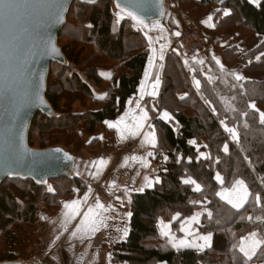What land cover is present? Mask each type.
I'll list each match as a JSON object with an SVG mask.
<instances>
[{"label":"trees","instance_id":"obj_1","mask_svg":"<svg viewBox=\"0 0 264 264\" xmlns=\"http://www.w3.org/2000/svg\"><path fill=\"white\" fill-rule=\"evenodd\" d=\"M177 2V14L183 20L217 4L230 11L216 24L217 44L230 38L244 43L253 36L263 41L241 56L237 48L221 51L222 69L212 60L202 66L183 63L178 47V53L168 55L160 94L147 103L156 134L155 161L161 163L159 183L132 195L129 234L112 246V261L264 264V244L250 260L238 250L240 239L246 235L256 232L257 238H264V124L260 122V113H264V0L256 4L248 0ZM58 45L66 64L52 63L46 93L55 115L35 116L29 134V146L34 149L78 139L82 131L96 135L104 130L105 121L122 114L136 95L149 55L145 31L130 17L119 19L112 0H75ZM236 61L244 79L237 80L232 72ZM104 65L113 70L110 78L101 74ZM76 103L83 108L81 112L73 111ZM159 110L169 112L172 120L159 118ZM225 125L236 130V141L231 140ZM190 140L196 143L190 144ZM88 147L96 148L97 141ZM216 175L221 177L220 182ZM185 180L195 181L200 190L195 191L194 184ZM240 180L247 186L249 199L236 210L218 193ZM47 183L54 191H48ZM47 183L12 177L0 185V262L17 261L9 250L37 225L41 212H58L63 202L81 195L87 187L76 176ZM199 200L208 201L211 213V217L202 218L199 232L212 234V244L202 252L175 251L159 236L156 224L159 219L170 221L178 215L172 224L177 230L179 223L198 209Z\"/></svg>","mask_w":264,"mask_h":264},{"label":"crops","instance_id":"obj_2","mask_svg":"<svg viewBox=\"0 0 264 264\" xmlns=\"http://www.w3.org/2000/svg\"><path fill=\"white\" fill-rule=\"evenodd\" d=\"M248 1L251 2L250 0ZM114 7H116V5ZM116 9L115 12L117 11V13H119V8L116 7ZM223 10L225 9H223L220 4H217L211 6L204 13L194 17L202 30L206 48L204 53L196 56L190 62L202 66L212 60L222 69L221 51L237 48L241 56L248 53L263 41L262 37L253 36L244 43L238 38H230L217 44L215 33L216 24L220 18L227 17L223 14ZM121 15L123 18L128 17L123 13ZM173 15L174 12L171 10L169 15L166 13V18L163 21L145 23L148 25V28L136 23L137 27L145 31L149 42L148 60L137 93L128 101L125 111L122 114L118 115L113 120L107 121L114 124V127H109L108 123H105L104 130H101L98 134H87L93 140L97 141L96 149H98V151L96 153L104 155L105 160L107 161V165L104 168L105 173L103 174L104 177H107L103 181L105 188L99 190V188L92 184L91 187H89L87 183V179L90 178V175H88V169H86V167L79 168V173L76 172L74 176L83 177V180L87 185L82 194L76 195L73 199L63 202L61 209L58 212L54 214L41 212L39 216L38 225L34 229L36 236L34 238L35 243L33 247V253L35 254L34 258L39 259L38 264H76L74 260L77 259L80 252L87 253V261L82 264H125L113 263L112 246L127 238L128 235L126 237L123 235L125 228H127L129 234L130 216L128 213H130L132 195L141 192L136 189L145 184V178L153 182L159 178L158 172L161 168V163L155 161L156 147H153L151 143L148 142L152 139L151 132L154 130V127L152 125L150 113L147 109V103L150 104L151 101L153 102L157 100L160 94L164 80L163 69L165 59L163 58V60H161L159 57L161 54L165 57L164 50L171 44L170 36L174 34L176 36V33H178L177 29H179L178 26L181 23V20L179 19L172 21L171 19L173 18ZM209 17H211V19H209ZM149 38H151V43ZM150 57L154 58L152 65L149 64ZM200 61L203 63H200ZM217 61H219V63H217ZM239 63L238 61L235 62L233 71H235L236 68L240 71ZM146 71L148 72L147 76L145 75ZM101 74L105 78H110L113 75V72L110 71L109 66H105V68L101 70ZM157 76H159L160 79L158 89L159 94L156 97H153L148 93L152 91V86L155 83ZM186 95L187 94H184V96ZM141 96H143L142 99ZM130 101L131 103H129ZM137 102H139L140 108H137ZM150 108L153 109L154 106L151 105ZM141 110L147 111L149 119L144 123L145 127L140 130L139 135L130 137L128 135L129 130L135 131V124L141 120L143 115ZM160 114L161 113L158 114L159 118H161ZM122 136L124 138H122ZM149 153H151V155H149ZM78 154H80V152L75 155L80 157ZM132 156H135L136 159H127ZM113 169L118 171H129V173L122 175L121 179L116 180L113 178L112 180L110 172H112ZM116 176H118V174ZM216 180L220 182L218 178ZM113 182H115L116 185L118 182L120 183V186L123 185L122 191L120 190L118 192L114 190V194L117 195L116 197H112L106 192L107 190L111 191L112 189H116V187H110ZM155 184L157 183H154V185ZM240 187H243V185H238L236 181L230 188L221 189L218 196L232 208L240 210L249 199V194L246 201L234 196V191H237ZM125 188L128 189L127 192L125 191ZM151 188H145L144 190ZM193 188L195 190V186ZM89 189H91V192H89ZM86 193L89 194L86 202L71 206L73 200L83 201ZM97 198H99V201L106 206L105 211L101 214V218L104 220L106 226L102 225L98 231L92 233L89 231L91 215L89 214V221L83 223L82 221H84L85 215L88 214V209L90 207L95 208ZM229 200L232 202L229 203ZM65 203H68L70 207L65 208ZM234 204H242V207H233ZM196 205L198 206V209H196L190 217L179 223V232H175V230L173 231L171 228V225L179 219L178 215L172 217L170 221L159 219L156 224L159 236L162 239H165L175 251L188 249L195 252H202L212 244L211 234H203L199 232V224L202 218L204 216H209L210 213L207 208L208 201L199 200L196 202ZM77 210L80 213L79 215H75ZM74 215L75 218H73ZM64 221H66V224H63L62 226V222ZM161 221H163L162 224L160 223ZM65 227L68 229L67 231L64 230ZM197 227L198 230H196ZM78 228L79 231H77ZM73 232L77 233L75 237L72 235ZM205 235L211 236V240L206 242L202 239L203 237H207ZM81 237H83V239H81ZM183 238H188L194 242L197 245V249L173 246ZM242 241L244 242L248 255L253 258L261 245L257 247L253 238L249 234L240 239L238 250L240 249ZM241 254L248 259L243 253Z\"/></svg>","mask_w":264,"mask_h":264},{"label":"water","instance_id":"obj_3","mask_svg":"<svg viewBox=\"0 0 264 264\" xmlns=\"http://www.w3.org/2000/svg\"><path fill=\"white\" fill-rule=\"evenodd\" d=\"M75 0H60L63 9L29 6L21 8L15 22L18 37L16 58L12 65L0 61V185L12 177L48 181L73 177L74 157L61 148L34 149L29 146L32 122L38 113L52 117L54 111L46 99L47 82L52 63L65 65L66 59L58 45L60 32L66 24ZM95 3L98 0H77ZM116 5L117 0H112ZM56 0H21L22 4H50ZM138 3L140 0H132ZM123 5L125 0H120ZM151 8L143 15L144 23L163 21L167 9L165 0H150ZM136 11V9H129ZM58 50L54 52L52 48ZM23 152L17 162L9 147ZM59 149L60 151H57ZM70 156L72 159L66 158ZM0 264H21L17 261Z\"/></svg>","mask_w":264,"mask_h":264},{"label":"snow or ice","instance_id":"obj_4","mask_svg":"<svg viewBox=\"0 0 264 264\" xmlns=\"http://www.w3.org/2000/svg\"><path fill=\"white\" fill-rule=\"evenodd\" d=\"M253 2H255V0H253ZM29 6H32V7L39 6V7H48V8L56 9V10H58L57 19H59V10L63 9V4L60 2V0H56L55 3H50V4L38 3V4H33V5L22 4L21 0H0V61L6 60L9 64V66L12 65L13 61L16 58V53L18 51V49H17L18 37H17L16 31H15V22L18 19V15H19L21 8L29 7ZM116 7L120 9V12L117 13V16L119 18H121V19L123 18V16L121 15L122 13L126 14L128 17H130L136 23L144 25L145 28H148V25L144 23L143 15H138L137 13L139 12L142 14H147V12L151 8L150 0H140V2H138V3H133L132 0H125V3L123 5L120 3V0H117ZM132 8L136 9V11L129 10ZM223 14L225 16H228V15H230V11L225 9V10H223ZM209 19H211V17H209ZM176 35H180V33H176ZM149 41L151 43V38H149ZM52 50L54 52H57V54H58V50L55 49V47H53ZM159 58L161 60H163L164 57L161 54ZM153 60H154L153 57L149 58V64L150 65L153 64ZM200 63H203V62L200 61ZM217 63H219V61H217ZM145 75L146 76L148 75L147 71H146ZM235 78L237 80L244 79L242 76H239V75H236ZM159 84H160V79H159V76H157L155 79V83L152 86V91L149 92L148 94L153 96V97H156L159 94L158 93ZM196 85H197V87H199V81H196ZM142 98H143V96H141V99ZM129 103H131V101ZM249 106L252 108H255V104H251ZM137 108H140L139 102H137ZM141 111L143 112V115L141 117V120L135 124V131L129 130V132H128V135L130 137H135L136 135H139L140 130L144 127V123L149 119L147 111H145V110H141ZM243 115H247V113H243ZM160 117H161V119L165 120L166 122L172 120V116L167 111L162 112L160 114ZM260 122L262 124H264V113H260ZM105 123H108L109 127L115 126L114 124L109 123L107 121H105ZM221 123H223V121H221ZM225 130L230 132L233 135V138H235V139L239 138L238 133L236 132V130L234 128H228L225 125ZM151 137H152V139L149 140L148 142L151 143V145L153 147H155L156 146V138H155V131L154 130H152V132H151ZM122 138H124V137L122 136ZM146 139H147V137H146ZM189 143L195 144L196 142L194 140H190ZM9 147L12 151V155L14 156L15 160L17 162L22 161L23 160V152L17 150L13 143H10ZM227 150H228L227 145H225L224 151L227 152ZM57 151H60V150L57 149ZM149 155H151V153H149ZM65 156L68 159H72L70 156H67V154H65ZM127 159L135 160L136 157L132 156V157H129ZM165 159H167V157H165ZM101 165L106 167L105 161L101 160L98 164L94 162L93 166L96 168V172L92 173L94 178H98L102 174L101 167H100ZM217 178L220 179L219 175H217ZM40 182L46 183V181H40ZM184 182L195 184V181H192V180H185ZM154 183H159V178H157L154 182L145 178V184L136 190L142 192V191H144L145 188L153 187ZM237 184L243 185L244 194L241 197V199L246 201L247 196H248L247 186L244 185V182L242 180L237 181ZM110 187H113V188L116 187L115 182H113ZM195 190L196 191L200 190L199 185H196ZM48 191L51 192V191H54V189L51 186H49ZM125 191L127 192L128 189L125 188ZM89 192H91V189H89ZM88 195H89L88 193L85 194L83 201L73 200L71 202V206H76L80 203L86 202ZM231 202L232 201L229 200V203H231ZM256 202L258 204L260 202L259 194L256 195ZM64 207L68 208V207H70V205L68 203H65ZM233 207H242V204H234ZM105 209H106V206L99 201V198L96 199L95 208L90 207L88 209V214L85 215L84 221H82V223L85 221H89V214H90L91 215V220L89 222V231L90 232L94 233V232L99 230L100 226H102V225L106 226L104 224V220L101 218V214L105 211ZM79 214L80 213L77 210L75 212V215H79ZM75 215L73 216V218H75ZM128 215L130 216L131 213H128ZM209 216L211 217V213H209ZM248 219L251 220L252 218L248 217ZM160 223L162 224L163 221H161ZM63 224H66V221L62 222V226H63ZM64 230L67 231L68 229L65 227ZM77 231H79V228L77 229ZM118 231H119V229H118ZM165 234H167V233H165ZM72 235L75 237L77 235V233L73 232ZM123 235L125 237L128 235L127 228L124 229ZM250 235L253 238L254 243L257 247H259L261 244H264V238H257L259 235L258 233L253 232ZM81 239H83V237H81ZM202 239H204L207 242V241L211 240V236L203 237ZM185 244H186L185 241H180L179 245L174 244L173 246L179 247V246H182ZM239 251L241 253H243L246 257H248V259H251V257L248 255V252L245 249L243 241L241 242V246H240Z\"/></svg>","mask_w":264,"mask_h":264},{"label":"rangeland","instance_id":"obj_5","mask_svg":"<svg viewBox=\"0 0 264 264\" xmlns=\"http://www.w3.org/2000/svg\"><path fill=\"white\" fill-rule=\"evenodd\" d=\"M250 1L252 3H254V4H256L259 0H255V2H253V0H250ZM177 4H178L177 0H172V10L174 12V15H173V18L171 20L172 21H175L176 19L181 20L180 21L181 23L178 26L179 29H177V32L179 33L180 31H182V30L186 29L187 27H189L190 26L189 23L190 22H195L196 19L194 17H190V18H186V19L183 20L177 14V10H176ZM114 6L115 5L113 4V8L115 10H117L116 7H114ZM116 15H117V11H116ZM176 36H175V34L170 36L171 44L169 45V47L167 49L164 50V56H165L164 59H165V61H166L168 55L170 56V54H174L175 52L178 53L177 45L175 44V41L177 39ZM203 39H204V36H203ZM204 42H205V39H204ZM204 51L202 53H204ZM202 53H200V54H202ZM200 54L198 53V54L194 55V57L189 59V60L182 59V62L183 63L184 62L185 63L190 62L191 60H193L196 56H199ZM106 66H108V65H106ZM103 68H105V65L101 66V70ZM110 71L113 72L111 67H110ZM232 72L234 74L236 73V75L241 76V72L237 68H236L235 71H232ZM193 84H194V81H193ZM184 94H187V92H185ZM82 110H83V108H81V106L79 104H77V103L73 107V111L74 112H81ZM162 112L163 111L159 110L157 115L159 113H162ZM230 138H231V140L236 141V139L233 138V135L231 133H230ZM93 141L94 140L91 137H89L85 132L82 131V132H80L78 139L63 140L60 144H57L58 146L56 145V143H54V144L52 143L55 146H52V144H51V146H52V148H61L67 154H70V155H72L74 157V167H73V171H72L73 175L76 174V172L79 173V171H80L79 168L86 167V169H88V171H89L88 175H90V178L87 179L88 186L91 187V184H92L93 186L99 188V190H100L102 188H105L104 187L105 184L103 182L107 178V177H104V175H103L105 173L104 172L105 166H103V165L100 166L102 174L98 178H94L92 173L96 172V168L93 166V164H94V162L98 164L101 160H103V161H105V163L107 165V161L105 160L104 155H101V153H96L98 151V149L89 148L88 147V145L91 144ZM79 152H80V154H78V155H80V157L75 155V154H77ZM203 155L204 156H208L207 153H203ZM203 155H201V156L203 157ZM127 173H129V171H121V170L118 171L116 169H113V171L110 172V175L112 177V180H113V178L118 180V179L122 178V175H125ZM117 174H118V176H116ZM81 178L84 179L83 177H81ZM215 179H217V175L215 176ZM220 179H221V177H220ZM48 186H50V185L48 184ZM194 186L196 187V184H194ZM122 187H123V185L120 186V183L118 182V184L116 185V189H112L111 191L107 190L106 192L108 193V195H110L112 197H116L117 195L114 194L115 193L114 190H116L118 192L120 190L122 191L123 190ZM243 194H244V187H240V188H238L237 191H234V196H237L238 198H241L243 196ZM248 194H249V192H248ZM174 217H176V216H174ZM185 219H187V218H185ZM185 219H183V220H185ZM37 225H38V223H37ZM37 225L35 227H33L31 230H29V232L26 234V236L23 239L17 241L15 243V245L11 248V250H9L8 248H5V247L3 248V250H9L10 253H13L16 256V258H17V262H19L21 264H38L39 263L38 262L39 259L38 258H34L35 254L33 253V247H34V243H35L34 238L36 236V232H34V229L37 227ZM171 228L174 231L172 225H171ZM179 229H180V227H178L177 230H175V232H179ZM196 230H198V227H197ZM206 234H210V233H206ZM205 236H208V235H205ZM180 241H185L186 242L185 245L179 246L180 248L197 249V245L194 242H192L190 239H188V238H183V239L179 240V242L176 245H179ZM86 255H87V253L80 252L79 255L77 256V259L74 260L76 262V264L86 263V261H87Z\"/></svg>","mask_w":264,"mask_h":264},{"label":"built area","instance_id":"obj_6","mask_svg":"<svg viewBox=\"0 0 264 264\" xmlns=\"http://www.w3.org/2000/svg\"><path fill=\"white\" fill-rule=\"evenodd\" d=\"M167 1V11L172 7V0ZM190 25V26H189ZM189 27L180 31V35L176 36L175 44L182 52L185 60H189L196 54L202 53L206 46L202 35V30L197 22H190Z\"/></svg>","mask_w":264,"mask_h":264},{"label":"bare ground","instance_id":"obj_7","mask_svg":"<svg viewBox=\"0 0 264 264\" xmlns=\"http://www.w3.org/2000/svg\"><path fill=\"white\" fill-rule=\"evenodd\" d=\"M165 7H167V1L165 0ZM171 12V9L170 11H167V14L169 15V13Z\"/></svg>","mask_w":264,"mask_h":264}]
</instances>
